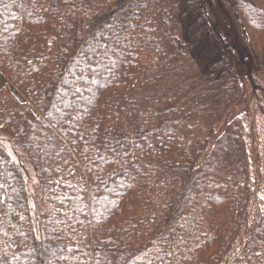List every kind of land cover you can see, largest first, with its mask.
Instances as JSON below:
<instances>
[{
	"label": "trees",
	"instance_id": "obj_1",
	"mask_svg": "<svg viewBox=\"0 0 264 264\" xmlns=\"http://www.w3.org/2000/svg\"><path fill=\"white\" fill-rule=\"evenodd\" d=\"M221 1L244 53L208 0H0V130L42 205L37 231L0 144V264H264V212L230 258L253 196L244 141L230 128L208 150L238 67L264 69V0ZM173 47L196 63L200 94L163 90Z\"/></svg>",
	"mask_w": 264,
	"mask_h": 264
},
{
	"label": "rangeland",
	"instance_id": "obj_2",
	"mask_svg": "<svg viewBox=\"0 0 264 264\" xmlns=\"http://www.w3.org/2000/svg\"><path fill=\"white\" fill-rule=\"evenodd\" d=\"M112 2L113 0H102ZM173 3H178L174 1ZM172 3V4H173ZM179 4V3H178ZM181 4L185 5L186 0H181ZM208 7L211 8L214 19L219 25L225 27L228 32L226 35V44L232 49H236L240 53L246 51V36H240L237 29H240L238 20L235 19L233 10L230 5L221 0H208ZM234 27V29H232ZM230 32V33H229ZM237 33L239 39L233 33ZM171 41V40H170ZM169 41V42H170ZM192 41V40H190ZM247 42V40H246ZM207 46L214 47L210 42L203 39L201 48L205 51ZM174 53L178 60L167 75L163 90L165 92L178 93L186 96L200 94L201 90L207 86L206 81L202 78L196 63L192 57L186 53H180L173 47ZM220 49L215 50V53ZM201 53H203L201 51ZM205 54H202V57ZM237 101L235 104L226 106L216 115L215 119L209 124L212 130L208 150L210 151L214 143L230 128L235 129L237 134L242 137L247 159V167L249 171V185L252 189L253 196L249 206L248 221L242 228L241 235L238 237L230 258L240 251L248 237L254 224L258 221L264 212V69L256 68L252 61L243 63L237 69ZM203 119V118H202ZM0 144L8 151L13 158L21 166L26 184L30 193L31 210L34 216V223L37 231L41 230V199L38 191V179L36 171L27 163L23 162L19 156L22 152L19 143L15 142L10 135L0 130Z\"/></svg>",
	"mask_w": 264,
	"mask_h": 264
},
{
	"label": "crops",
	"instance_id": "obj_3",
	"mask_svg": "<svg viewBox=\"0 0 264 264\" xmlns=\"http://www.w3.org/2000/svg\"><path fill=\"white\" fill-rule=\"evenodd\" d=\"M7 84V80L0 74V90Z\"/></svg>",
	"mask_w": 264,
	"mask_h": 264
}]
</instances>
